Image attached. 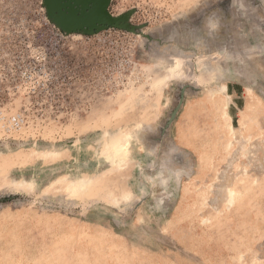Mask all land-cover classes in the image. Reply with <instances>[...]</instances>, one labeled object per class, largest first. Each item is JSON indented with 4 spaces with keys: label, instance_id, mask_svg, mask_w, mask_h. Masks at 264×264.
Segmentation results:
<instances>
[{
    "label": "rangeland",
    "instance_id": "374dc122",
    "mask_svg": "<svg viewBox=\"0 0 264 264\" xmlns=\"http://www.w3.org/2000/svg\"><path fill=\"white\" fill-rule=\"evenodd\" d=\"M107 13L0 0V264H264V0Z\"/></svg>",
    "mask_w": 264,
    "mask_h": 264
},
{
    "label": "water",
    "instance_id": "95a60500",
    "mask_svg": "<svg viewBox=\"0 0 264 264\" xmlns=\"http://www.w3.org/2000/svg\"><path fill=\"white\" fill-rule=\"evenodd\" d=\"M110 0H43L48 22L64 36L93 35L112 25Z\"/></svg>",
    "mask_w": 264,
    "mask_h": 264
},
{
    "label": "bare ground",
    "instance_id": "6f19581e",
    "mask_svg": "<svg viewBox=\"0 0 264 264\" xmlns=\"http://www.w3.org/2000/svg\"><path fill=\"white\" fill-rule=\"evenodd\" d=\"M178 65V64H177ZM177 67V66H176ZM180 72V71H179ZM178 72V73H179ZM180 77V76H179ZM223 89H224V87H222ZM124 137H125V139H126V145H124V146H122V144H121V141H120V139H117V140H115V139H113L112 140V143H111V145H106V149L107 150H110V151H112V152H114V153H116V161H115V164H116V162L117 163H119V164H123V160H124V158H126L127 157V153H128V148H127V145H128V143H130V139H131V133H126L125 132V134H124ZM117 138V137H116ZM140 142V141H139ZM119 164H118V166H119ZM120 168H121V166H120ZM87 183H88V181H84V180H82V181H80V182H78V188H77V190H78V192L79 193H84L85 191H86V186H87ZM31 184V183H30ZM81 195V194H80ZM125 196V195H124ZM127 197V196H126ZM113 198V197H112ZM113 200H114V198H113Z\"/></svg>",
    "mask_w": 264,
    "mask_h": 264
}]
</instances>
